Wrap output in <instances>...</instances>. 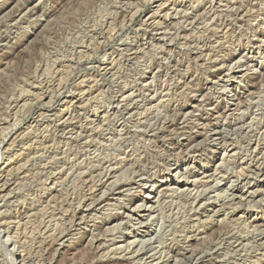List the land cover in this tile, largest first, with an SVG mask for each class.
Masks as SVG:
<instances>
[{"label": "rangeland", "instance_id": "obj_1", "mask_svg": "<svg viewBox=\"0 0 264 264\" xmlns=\"http://www.w3.org/2000/svg\"><path fill=\"white\" fill-rule=\"evenodd\" d=\"M263 152L264 0H0V264H264Z\"/></svg>", "mask_w": 264, "mask_h": 264}, {"label": "bare ground", "instance_id": "obj_2", "mask_svg": "<svg viewBox=\"0 0 264 264\" xmlns=\"http://www.w3.org/2000/svg\"><path fill=\"white\" fill-rule=\"evenodd\" d=\"M241 7V6H240ZM249 14V13H248ZM226 65V64H225ZM242 84V83H241ZM261 85V84H260ZM256 91V90H255ZM261 106V105H260ZM260 112V111H259ZM242 125V124H241ZM249 126V125H248ZM255 127V126H254ZM233 137V136H232ZM223 138V137H222ZM218 144V143H217ZM258 144V143H257ZM263 144V143H262ZM176 145V144H175ZM256 145V144H255ZM256 148V147H255ZM136 149V148H135ZM191 149V148H190ZM263 154H264V152H263ZM139 155V154H138ZM253 155V154H252ZM225 160V159H224ZM224 160H222V161H224ZM260 163V162H259ZM212 164V163H211ZM124 165V164H123ZM145 165V164H144ZM221 166V165H220ZM219 165H218V167H220ZM206 167V166H205ZM217 167V166H216ZM178 169H179V167L177 168V171H178ZM221 169V168H220ZM218 170V169H217ZM230 171V170H229ZM253 171V170H252ZM260 171V173H261V169L259 170ZM102 173V172H101ZM178 174V173H177ZM258 174V173H257ZM101 176V175H100ZM239 177V176H238ZM237 177V178H238ZM263 178V177H262ZM104 180V179H103ZM209 180V179H208ZM239 180V179H238ZM113 186V185H112ZM233 187V186H232ZM152 188V187H151ZM171 190V189H170ZM187 191V190H186ZM172 193V192H171ZM228 193V192H227ZM254 193V192H253ZM151 194H153V191H150V193H149V195H147L146 196V198L145 199H149V198H151ZM160 195V194H159ZM257 200V199H256ZM95 201V200H94ZM259 201V200H258ZM204 203V202H203ZM90 204V203H89ZM140 204V203H139ZM166 204V203H165ZM185 204V203H184ZM186 205V204H185ZM88 207V206H87ZM133 209V208H132ZM218 212V211H217ZM128 225V224H127ZM247 225V224H246ZM110 230H112V229H110ZM120 235V234H119ZM168 235V234H167ZM227 236V235H226ZM231 238H234V237H231ZM228 239V238H227ZM211 241V240H210ZM108 244V243H107ZM5 245V244H4ZM129 245V244H128ZM159 245V244H158ZM259 245V244H258ZM6 247H7V245H6ZM155 247V246H154ZM161 247V246H160ZM244 247V246H243ZM159 248V247H158ZM162 248V247H161ZM154 249V248H153ZM164 249V248H163ZM239 249H241V247L239 248ZM251 249V248H250ZM155 250V249H154ZM170 250V249H169ZM7 251V250H6ZM103 251V250H102ZM167 251V250H166ZM154 252H156V251H154ZM105 253V252H104ZM163 253V252H162ZM161 253V254H162ZM165 253V252H164ZM169 254V253H168ZM131 255V254H130ZM157 255V254H156ZM156 255L154 254V255H152L153 257H156ZM247 256V255H246ZM101 258V257H100ZM163 258V257H162ZM162 258H161V260H157V259H155L157 262H159V263H157V264H161V263H164L163 262V260H162ZM165 258H167L166 256H165ZM164 258V259H165ZM159 259V258H158ZM188 259V258H187ZM191 259V258H190ZM161 261V262H160ZM191 261V260H190ZM182 262V261H181ZM154 263V262H153Z\"/></svg>", "mask_w": 264, "mask_h": 264}]
</instances>
